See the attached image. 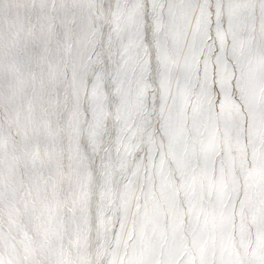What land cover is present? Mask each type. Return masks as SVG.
Masks as SVG:
<instances>
[{"label": "snow or ice", "instance_id": "6c2138e0", "mask_svg": "<svg viewBox=\"0 0 264 264\" xmlns=\"http://www.w3.org/2000/svg\"><path fill=\"white\" fill-rule=\"evenodd\" d=\"M145 7L118 4L105 41L118 57L116 146L102 158L94 260L86 209L74 218L77 264H264V0L169 7L167 29L159 0ZM108 115L98 101L97 151ZM4 216L0 264H38L44 223L27 199L10 195Z\"/></svg>", "mask_w": 264, "mask_h": 264}, {"label": "bare ground", "instance_id": "6f19581e", "mask_svg": "<svg viewBox=\"0 0 264 264\" xmlns=\"http://www.w3.org/2000/svg\"><path fill=\"white\" fill-rule=\"evenodd\" d=\"M151 2L32 0V17L28 20L29 11L23 0H0V235L6 237L8 231L4 208L9 196L14 193L19 199H27L29 210L40 218L38 222L44 223V234L39 237L44 247L36 252L38 264H53L54 260L60 264H77L74 218L79 216L81 208L86 209L89 221L92 213V173L97 150L90 125L98 101L104 102L107 113L108 87L112 105L117 108L118 104L111 77L118 57L113 56L109 61L105 41L118 4L134 7L142 3L146 14L151 16ZM202 2L159 0L164 6L166 29L172 23L169 7L176 12L181 5ZM210 2L215 5L216 0ZM224 3L227 5L229 0ZM212 11L214 27L215 9ZM23 20L30 21L34 28L29 30L30 26L27 28ZM224 22L227 27V12ZM177 23L190 36L189 24L182 16H178ZM101 29H105L104 36ZM247 34H253L251 23ZM255 36L259 40V20L255 24ZM25 39L33 42L36 55L27 71L28 77L21 75L19 64L21 50L29 49ZM30 49L33 50V45ZM102 52L108 59L104 72L98 65ZM105 72L108 81L103 79ZM244 127L247 128L246 123ZM116 128L115 120L112 125L105 122L96 141L98 149L107 145L104 140L111 130L107 152H114ZM100 182L102 187L104 177ZM122 185L120 173L115 172L113 192ZM29 235L37 239L34 229ZM89 238L88 234L90 253ZM7 244L6 238L0 241V246ZM19 254L22 256L23 251Z\"/></svg>", "mask_w": 264, "mask_h": 264}, {"label": "rangeland", "instance_id": "374dc122", "mask_svg": "<svg viewBox=\"0 0 264 264\" xmlns=\"http://www.w3.org/2000/svg\"><path fill=\"white\" fill-rule=\"evenodd\" d=\"M23 2L26 4V8H28V11H29L28 20H29V18L32 17V0H23ZM15 5H17V3H15ZM27 12L25 13V15L27 14ZM24 16H21L20 18H23ZM28 20H23L24 22H26L25 25L27 26V28H29L28 26H30V24H29L30 21H28ZM30 28H29V30H32L34 27L32 28V26H30ZM101 31H102L101 35L104 36L105 29L104 30L101 29ZM102 43L103 42H101V46H102ZM25 44L29 47V49H28V51L25 50V49L21 50V54H20L21 57L19 58V64H20V71L22 73L21 75H23L24 77L25 76L28 77V72L27 71L31 68V64L33 62H35V56L36 55L34 54L35 46H34L33 42L31 43L28 39H25ZM32 45H33V50L30 49V47H32ZM101 54H102V56H101V60L102 61L100 60L98 65L101 67V69L104 72L108 68V59L103 54V52ZM25 55H27V57ZM29 55H30V57H29ZM24 63L26 65H24ZM29 64H30V66H29ZM33 67H35V64H33ZM24 70H26V71L24 72ZM103 79L104 80L108 79V75H106V72L103 74ZM25 86L28 87V83H26ZM109 90H110V87H108V92H109ZM108 92H107L106 99L108 101L107 102V113L109 115L107 116L106 122L108 124L112 125V123L115 120L114 117H115L116 107L114 105H112V99H111V96L109 97L110 94L108 95ZM110 132H111V130L109 131V133ZM109 133L107 135V138L104 140V142L107 140V145H108V143L111 140V137L109 136ZM245 143H246V141H245ZM107 145L104 146L103 148L99 147V151H97V153H96V162H95V166H94L95 169H94V171L92 173V187H91L92 213H91V220L89 221V235H90V238H89V244H90V253H89V255H90V257H89V259H91V260L95 259V256H94L95 245H96V240H95V225H96V221H95V215H96L95 214V206H96L97 200L101 196V191H102L101 182H100V180L104 177L103 159L102 158L106 155ZM116 189H117V191L119 190V188H116ZM115 192L116 191H114V193ZM237 223H239V219L237 220Z\"/></svg>", "mask_w": 264, "mask_h": 264}, {"label": "clouds", "instance_id": "9594fccd", "mask_svg": "<svg viewBox=\"0 0 264 264\" xmlns=\"http://www.w3.org/2000/svg\"><path fill=\"white\" fill-rule=\"evenodd\" d=\"M53 264H60V262L58 260H54Z\"/></svg>", "mask_w": 264, "mask_h": 264}]
</instances>
